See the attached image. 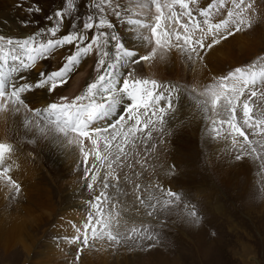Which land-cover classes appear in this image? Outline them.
Masks as SVG:
<instances>
[{
	"label": "rangeland",
	"instance_id": "obj_1",
	"mask_svg": "<svg viewBox=\"0 0 264 264\" xmlns=\"http://www.w3.org/2000/svg\"><path fill=\"white\" fill-rule=\"evenodd\" d=\"M6 1L0 62L39 58L1 97L0 264H264V0ZM88 98L80 134L44 109Z\"/></svg>",
	"mask_w": 264,
	"mask_h": 264
},
{
	"label": "bare ground",
	"instance_id": "obj_2",
	"mask_svg": "<svg viewBox=\"0 0 264 264\" xmlns=\"http://www.w3.org/2000/svg\"><path fill=\"white\" fill-rule=\"evenodd\" d=\"M7 5H8V1H6V2H2V3H0V8H1V10H0V16H5L6 17V15H10L9 14V12L7 11ZM11 7V6H10ZM11 12V11H10ZM17 14V13H16ZM13 15V14H12ZM4 17V18H5ZM9 17H6V19H8ZM2 26L0 25V28H1ZM5 28V27H4ZM181 28H183L185 31H190L191 30V27L187 24V22H185L184 24H182V27ZM1 32V31H0ZM6 33H9L8 31H6V30H4V31H2V34H6ZM9 37H7V39L9 40V41H13V40H16L17 41V39L16 38H14V36L13 35H11V34H9L8 35ZM18 36V35H17ZM22 37V36H21ZM20 37V38H21ZM20 38H18V39H20ZM27 38V39H26ZM29 38H31V37H28V36H25L24 38L22 37V40H18V43H19V47H21V46H25L28 42H29ZM18 43H17V45H18ZM32 43V41L30 42V44ZM82 62H84V61H82ZM4 63H7V61H5ZM11 64H13V63H8V65H11ZM0 65L2 66V63L0 62ZM120 72V70L119 69H117V67H115V71H114V75H118V74H121V73H119ZM12 75V76H11ZM10 76H11V79H13V81H14V83H15V81L16 82H18L19 83V81L18 80H21V78H22V74L19 72V70L16 72H12L9 76H8V78H10ZM13 76H14V78H13ZM54 77L55 78H61V76L60 75H54ZM104 77V74L99 78V79H102ZM107 79V78H106ZM110 79V78H109ZM13 81L12 80H10L9 82L11 83V85H13V87L14 88H11V85H10V87H8V84L6 83V86H5V88L6 89H11L12 91H15V90H19V89H21L22 90V88H23V86L21 85V84H17V83H13ZM128 81V80H127ZM8 82V81H7ZM111 82V81H110ZM17 85V86H16ZM130 86H131V90H132V93L134 94V93H136L137 95H138V97H139V99H138V101H142V96L139 94V91L140 90H135V89H132V84L130 83ZM139 87H141V86H139ZM105 90H107V89H105ZM108 90H110V91H112V92H117L118 93V95H119V97L121 98V101L120 100H118V101H120V103H117V106H120L121 108L123 107V108H126V106H130V107H133L134 106V102L132 101V99L130 98V99H128V97L126 98L124 95H122L121 94V90H120V85L117 87V86H115V85H112L111 86V88L110 89H108ZM5 93V89L3 90V91H1L0 92V103L2 102V100H1V97H3V94ZM111 101V100H110ZM71 102H73V101H69V102H67L66 104L67 105H70L71 104ZM110 103V102H109ZM82 104H85V106H83L82 108L80 107ZM103 104H104V102H103ZM93 108V110H94V115H93V118L91 119V120H88V121H86V125L83 127V129H81V131L82 132H86V130L90 127V126H92L93 124H94V122L95 121H100V120H102V118L103 117H107L106 116V114L105 113H102V111L105 109V107H99V106H97V104H95L94 102H93V100H91L90 98H88V101H86V102H81V103H79L78 104V106L75 108V109H73V110H77L79 113H78V115H80L81 113H84L85 112V110L87 109V108ZM45 110H46V112H47V114L46 115H48L47 117L49 118V119H52L53 121L56 119V113L57 112H59V109H57L56 110V108H44ZM72 109H71V112H72ZM55 111V112H53V111ZM33 111L34 112H36V108L34 109L33 108ZM70 111V110H69ZM95 111H96V113H95ZM38 112V111H37ZM45 112V113H46ZM76 119V118H75ZM70 130H75V129H73L71 126H70V128H69ZM86 129V130H85ZM77 131V133H79L80 134V132H79V129H77L76 130ZM77 212V211H76ZM80 214V213H79ZM88 219V218H87ZM79 220V219H78ZM76 221V220H75ZM98 222V221H97ZM72 223H73V221H72ZM99 225H100V223H98ZM76 225V224H75ZM74 225V226H75ZM78 225V224H77ZM71 226V225H70ZM57 234V233H56ZM58 236H60V235H58ZM66 237V236H65ZM67 238V237H66Z\"/></svg>",
	"mask_w": 264,
	"mask_h": 264
}]
</instances>
